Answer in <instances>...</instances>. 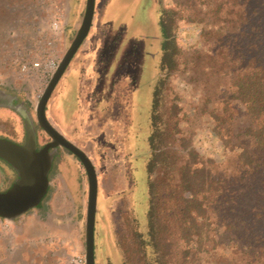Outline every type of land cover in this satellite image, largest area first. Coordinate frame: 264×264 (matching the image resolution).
Wrapping results in <instances>:
<instances>
[{"label":"rangeland","instance_id":"obj_1","mask_svg":"<svg viewBox=\"0 0 264 264\" xmlns=\"http://www.w3.org/2000/svg\"><path fill=\"white\" fill-rule=\"evenodd\" d=\"M85 1L0 0V87L21 92L32 103L38 99L51 76L45 64L59 61L67 49L80 24ZM212 3L95 0L91 28L47 101L50 122L89 153L97 172L96 264H124L123 259L126 264H142L135 250L132 217L135 214L141 225L146 222L150 109L160 75L164 76L162 98L167 113L176 110L178 125L191 131L198 153L218 164L215 174L224 172L236 153L230 146L235 137L229 144L223 142L228 137L227 128L230 126L234 133L252 120L244 103L230 94V74L209 71L207 53L213 36L203 26L211 20ZM159 9L174 12L172 32L178 54L173 69L161 66ZM36 60L40 65H33ZM212 109L219 114L218 120ZM22 131L17 113L0 107V135L16 140ZM39 135L46 138L42 131ZM56 161L42 202L12 221L1 217L5 221L0 227V264H57L55 257L59 264H72V255L84 256L85 221H81L78 199L66 182H58L61 177L72 181L77 176L75 190L84 194L86 204V172L80 160L65 149ZM224 170L230 171L228 167ZM12 172L0 159V188L7 185ZM55 191H61L55 203L62 207L56 206L55 214H47L51 211L49 203L57 196ZM34 211L43 212L41 218L34 217L36 228L44 224L49 234L28 233L26 238L23 228L31 223ZM224 228L223 224L218 227ZM211 234L217 243L206 240L209 249L199 252V264H223L231 254L226 239H219L215 229Z\"/></svg>","mask_w":264,"mask_h":264},{"label":"trees","instance_id":"obj_2","mask_svg":"<svg viewBox=\"0 0 264 264\" xmlns=\"http://www.w3.org/2000/svg\"><path fill=\"white\" fill-rule=\"evenodd\" d=\"M209 10L211 20L203 26L213 36L209 71L230 74V94L244 103L252 120L234 133L227 128L223 142L235 137L230 146L236 153L226 165L229 173L224 167L215 174L218 164L198 153L191 131L178 125L176 110L167 113L164 76H159L150 109L146 222L141 225L135 214L132 217L142 264H199V252L209 249L206 240L217 243L213 229L231 246L223 264H264V0H213ZM170 11L159 9L160 61L162 68L173 69L178 46ZM211 111L218 120L219 114ZM7 163L13 172L0 190L17 177L16 168ZM222 224L225 228L218 229ZM117 243L122 248L118 238Z\"/></svg>","mask_w":264,"mask_h":264},{"label":"water","instance_id":"obj_3","mask_svg":"<svg viewBox=\"0 0 264 264\" xmlns=\"http://www.w3.org/2000/svg\"><path fill=\"white\" fill-rule=\"evenodd\" d=\"M95 0H86L80 24L73 38L41 94L35 103V120L22 103H14V96L0 88V105L14 107L24 119L25 137L21 143L0 136V157L17 170V177L5 190H0V216L12 221L26 210L38 205L49 186L48 172L56 147L64 146L82 163L87 176V200L85 210V264L95 262V213L98 178L90 156L74 142L66 138L48 119L46 104L59 78L69 65L77 49L84 42L93 21ZM41 128L50 140L37 148L36 128ZM49 147H54L49 150Z\"/></svg>","mask_w":264,"mask_h":264},{"label":"crops","instance_id":"obj_4","mask_svg":"<svg viewBox=\"0 0 264 264\" xmlns=\"http://www.w3.org/2000/svg\"><path fill=\"white\" fill-rule=\"evenodd\" d=\"M68 67V66H67ZM66 70V69H65ZM59 81V80H58ZM57 84V83H56ZM1 89H3V90H5L6 92H9V93H11L13 96H14V98H13V102L14 103H18V102H22L26 107H27V109L31 112V114L33 115V117H34V122L36 123V120H35V103H36V101L34 102V103H32V102H30V98H26L25 96H23V94L21 93V92H15V91H12V90H10V89H8V88H4V87H0ZM50 97V96H49ZM49 99V98H48ZM48 101V100H47ZM0 107H7V108H9V109H11V110H13L15 113H17V115L19 116V118H20V122L22 123V126H23V131H22V134H21V136L18 138V139H10V138H8V137H6V138H8V139H10V140H12V141H14V142H17V143H21L23 140H24V137H25V127H24V119H23V117H22V115L14 108V107H11V106H7V105H0ZM46 115H47V112H46ZM48 117V116H47ZM52 123V122H51ZM53 124V123H52ZM58 130H59V128H58V126H56L55 124H53ZM39 129H41V128H36V135H37V148H39L38 147V140L40 139V135H39V133L41 132V131H39ZM42 132L45 134V135H47L43 130H42ZM1 137H5V136H1ZM42 139V138H41ZM54 148V147H53ZM52 150V149H51ZM85 151V150H84ZM55 152H57V147H56V151ZM86 152V151H85ZM88 155H89V153L88 152H86ZM55 154V153H54ZM57 160V159H56ZM59 162H61V160H59ZM55 163H57V161L55 162V160L53 161V158H52V164H51V167H50V169H49V172H48V177H49V185H50V176H49V174H50V171H51V168L53 167V165L55 164ZM60 181L58 182V183H67L68 184V186L70 187V189L72 190V192H71V194L74 192V194H72V196H74V198H77L78 199V206L81 208V221L83 220V221H85L84 220V215H85V210H86V204H85V196H84V194L83 193H79L77 190H75V184L77 183L76 182V180H77V176H75L74 175V179H72V181L71 180H67V179H65V178H62L61 177V179H59ZM53 182L55 183V180H53ZM49 187V186H48ZM64 188V187H63ZM76 188H77V186H76ZM60 189H61V187H60ZM55 192H58V193H56L57 194V196H55V199H53L54 201L53 202H50L49 203V206H50V209H51V211H47V214H49L50 212L51 213H54L55 214V212H54V209L56 210V212H57V209H56V206H60V207H62V204H58V201H57V203H55L56 202V199H59V197H60V193H61V191H55ZM55 194V195H56ZM107 198V197H106ZM108 199H109V196H108ZM58 204V205H57ZM80 204L82 205V206H80ZM39 205V204H38ZM110 210H111V208H110ZM109 210V211H110ZM49 212V213H48ZM35 216H32V221H31V223H27V226L25 227V229L23 228V232H25L27 235L25 236L26 238H28V233L29 234H37V235H39V236H45L46 234H49V232L46 230V228L44 227V224H42V226H41V229H38V228H36V225H35V221H34V217H36V216H38V217H40V214H43V212H38V213H36L35 211H34V213H33ZM96 214V213H95ZM41 218V217H40ZM3 221H5V220H3L2 218H1V216H0V227L2 226V224H3ZM95 223H96V219H95ZM13 225L14 224H11V226L13 227ZM15 227V229L17 230V226H14ZM15 239H17V236H15ZM55 256H53V258H54ZM54 259H57V264H59L60 262H59V258H57V257H55Z\"/></svg>","mask_w":264,"mask_h":264},{"label":"built area","instance_id":"obj_5","mask_svg":"<svg viewBox=\"0 0 264 264\" xmlns=\"http://www.w3.org/2000/svg\"><path fill=\"white\" fill-rule=\"evenodd\" d=\"M54 24L57 25L56 22ZM57 64H58V60H56V61L52 60V61L48 62L47 64H45V66H46L45 71L47 73L52 74V72L56 68ZM33 65L34 66L40 65V62L38 60H36L33 62ZM23 67H25V64H23ZM70 263H72V264H84L85 263L84 256L80 255V254H74L70 257Z\"/></svg>","mask_w":264,"mask_h":264},{"label":"flooded vegetation","instance_id":"obj_6","mask_svg":"<svg viewBox=\"0 0 264 264\" xmlns=\"http://www.w3.org/2000/svg\"><path fill=\"white\" fill-rule=\"evenodd\" d=\"M39 131H42V129H39ZM49 140H50V137L48 135H46V138L45 139H39L38 140V147L43 146ZM51 149H53V147H49V150H51ZM64 149L67 150V148L64 147V146H58L57 147V152H55V154L53 155V161L56 160L61 155V151L64 150Z\"/></svg>","mask_w":264,"mask_h":264}]
</instances>
